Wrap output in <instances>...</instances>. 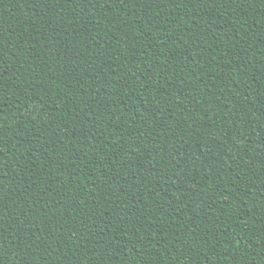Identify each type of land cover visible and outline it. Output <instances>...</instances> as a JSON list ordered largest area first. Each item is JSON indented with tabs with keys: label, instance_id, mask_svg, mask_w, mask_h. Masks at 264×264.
I'll use <instances>...</instances> for the list:
<instances>
[{
	"label": "trees",
	"instance_id": "1",
	"mask_svg": "<svg viewBox=\"0 0 264 264\" xmlns=\"http://www.w3.org/2000/svg\"><path fill=\"white\" fill-rule=\"evenodd\" d=\"M0 264H264V0H0Z\"/></svg>",
	"mask_w": 264,
	"mask_h": 264
}]
</instances>
